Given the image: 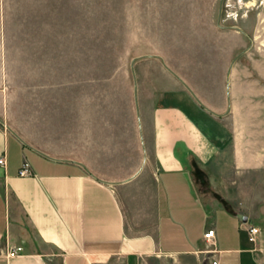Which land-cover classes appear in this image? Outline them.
Returning <instances> with one entry per match:
<instances>
[{
  "label": "crops",
  "instance_id": "1",
  "mask_svg": "<svg viewBox=\"0 0 264 264\" xmlns=\"http://www.w3.org/2000/svg\"><path fill=\"white\" fill-rule=\"evenodd\" d=\"M222 55L198 80L157 55L126 112L60 96L24 133L0 18V264H264V119Z\"/></svg>",
  "mask_w": 264,
  "mask_h": 264
},
{
  "label": "rangeland",
  "instance_id": "2",
  "mask_svg": "<svg viewBox=\"0 0 264 264\" xmlns=\"http://www.w3.org/2000/svg\"><path fill=\"white\" fill-rule=\"evenodd\" d=\"M0 18L11 123L24 133L29 120L41 122L36 109L57 108L42 103L60 96L124 113L137 66L154 71L163 54L198 80L217 48L222 65L253 83L264 119V0H0Z\"/></svg>",
  "mask_w": 264,
  "mask_h": 264
},
{
  "label": "built area",
  "instance_id": "3",
  "mask_svg": "<svg viewBox=\"0 0 264 264\" xmlns=\"http://www.w3.org/2000/svg\"><path fill=\"white\" fill-rule=\"evenodd\" d=\"M0 165L3 167L7 166V161H6L5 157L0 159ZM30 173H31L30 172V166L28 163H25L23 165L22 169L20 170V176L25 177V176L30 175ZM259 234H260L259 228L251 227L249 229V240H250V242H256V238L258 237ZM204 239L208 244L213 245V243L215 242V239H216V231L214 229H209L205 233ZM213 264H218V263L214 262Z\"/></svg>",
  "mask_w": 264,
  "mask_h": 264
},
{
  "label": "water",
  "instance_id": "4",
  "mask_svg": "<svg viewBox=\"0 0 264 264\" xmlns=\"http://www.w3.org/2000/svg\"><path fill=\"white\" fill-rule=\"evenodd\" d=\"M239 218L244 222L247 223L248 222V218L246 216L240 215Z\"/></svg>",
  "mask_w": 264,
  "mask_h": 264
}]
</instances>
